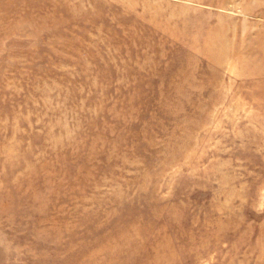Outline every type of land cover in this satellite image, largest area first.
<instances>
[{"label":"rangeland","instance_id":"obj_1","mask_svg":"<svg viewBox=\"0 0 264 264\" xmlns=\"http://www.w3.org/2000/svg\"><path fill=\"white\" fill-rule=\"evenodd\" d=\"M0 264H264V0H0Z\"/></svg>","mask_w":264,"mask_h":264}]
</instances>
